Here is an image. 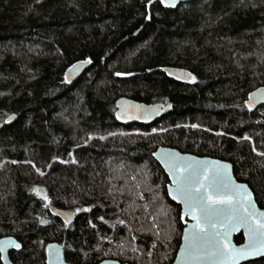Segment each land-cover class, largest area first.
I'll return each instance as SVG.
<instances>
[{
	"label": "trees",
	"instance_id": "obj_1",
	"mask_svg": "<svg viewBox=\"0 0 264 264\" xmlns=\"http://www.w3.org/2000/svg\"><path fill=\"white\" fill-rule=\"evenodd\" d=\"M87 60L68 84L67 70ZM170 67L194 81L171 80ZM262 87L264 0L176 9L160 0H0V239L22 245L12 262L46 264L56 242L68 264H173L185 225L154 158L160 147L231 163L264 209V106H246ZM120 98L172 110L151 125H123ZM52 206L74 212V223Z\"/></svg>",
	"mask_w": 264,
	"mask_h": 264
},
{
	"label": "snow or ice",
	"instance_id": "obj_2",
	"mask_svg": "<svg viewBox=\"0 0 264 264\" xmlns=\"http://www.w3.org/2000/svg\"><path fill=\"white\" fill-rule=\"evenodd\" d=\"M160 3H165V0H160ZM166 6L174 7V0ZM84 63H91V60ZM75 67L73 65V69ZM249 107L251 108V105ZM120 118L118 115L117 119ZM252 150L256 151L255 148ZM257 155L264 156V153ZM163 162L175 186V193L170 191L169 195L172 200H179L185 206L181 220L191 216L195 221L191 230H185L183 253L186 260L198 261L211 257L235 262L250 255L264 253V212L256 210L251 194L244 191L243 185L233 184L230 178L225 179L226 165L209 167L201 162L186 163L175 154H169V158ZM34 191L37 195L40 194L39 189ZM241 228L245 230L248 243L236 248L231 244L229 237L232 232ZM7 246L18 250L21 248L20 244L4 240L0 241V253Z\"/></svg>",
	"mask_w": 264,
	"mask_h": 264
},
{
	"label": "water",
	"instance_id": "obj_3",
	"mask_svg": "<svg viewBox=\"0 0 264 264\" xmlns=\"http://www.w3.org/2000/svg\"><path fill=\"white\" fill-rule=\"evenodd\" d=\"M195 0H174L175 6L170 7L166 6L169 4L173 3V0H165V6L170 8V9H176L178 8L181 4L184 3H189ZM76 67L73 69V65L67 70L66 72V81L68 84H73L76 82L79 78H81L87 70L90 68L91 63H84V61L77 62L74 64ZM71 69V71H70ZM164 72L169 76L171 80H174L179 83H185L189 84L192 83L194 80L192 79L194 75L183 68H176V67H170L164 69ZM251 105V108L249 107ZM246 106L249 110L251 111H257L261 107L264 106V87L259 88L253 92H251L247 98ZM117 112H116V119L117 116L119 115L121 118L117 119V121L120 124L123 125H133V124H144V125H151L155 123L157 120L162 118L163 116L169 114L172 110L171 107L166 106L165 104H145L141 102H137L135 100L129 99V98H120L117 103ZM130 116H138V119H131L129 118ZM17 119L16 116H11L7 121L6 124L10 125L12 124L15 120ZM2 125H0V128ZM169 154H175L176 157L182 158L184 162L186 163H195V162H201L202 164L206 163L207 166L212 167L214 165H226L227 166V176L225 179H231V182L236 185H243L244 186V191L247 193L251 194L252 202L255 205V208L258 212H264V209L260 208L256 196L250 186L246 183L240 182L237 180L235 173H234V167L231 163L210 158V157H198L192 154H185L180 152L177 149L173 148H168V147H160L155 153H154V158L155 160L160 164V166L163 168L165 173L167 174L169 180H170V185L168 186V194L169 192L175 193V186L172 181L171 176L169 175V172L165 166V163L163 162L164 160L169 158ZM170 199L172 200L171 196L169 195ZM175 204L181 207L182 210V215H184V210L185 206L183 203H180L179 200H172ZM51 214L64 222L66 225H71L74 223L76 215L72 211L68 210H62L58 209L54 206L50 208ZM183 224L185 225L183 235H182V240H181V245L178 250V253L176 255V258L173 262V264H247L251 263L257 260H261L264 258V253L261 254H256V255H250L247 258L231 262L227 260H221V259H216V258H204L202 260L198 261H188L185 259L184 253H183V248L185 245V230H191L192 225L195 223V221L191 218V216H187L182 220ZM222 230V229H221ZM243 235L244 237V242L242 244H237L235 242V237L239 235ZM4 240H11L16 244H20L15 238L13 237H6V238H1L0 241ZM229 240L231 241V244L239 248L241 246L247 245V236L245 234V230L241 228L238 231L232 232V234L229 237ZM21 245V244H20ZM21 248L18 250L12 246H7L5 247V250L0 253V260L2 264H14L11 260V253L13 251H20ZM58 254V255H57ZM46 255H47V260L46 264H68L65 260V251L63 247L59 243H50L48 244L46 248ZM100 264H126V263H121L116 260H105L101 262Z\"/></svg>",
	"mask_w": 264,
	"mask_h": 264
}]
</instances>
